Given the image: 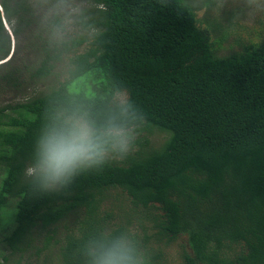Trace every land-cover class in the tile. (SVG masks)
<instances>
[{"label":"trees","instance_id":"16d2710c","mask_svg":"<svg viewBox=\"0 0 264 264\" xmlns=\"http://www.w3.org/2000/svg\"><path fill=\"white\" fill-rule=\"evenodd\" d=\"M32 2L0 0V264H91L119 237L142 264H264V30L218 55L223 33L185 0H88L49 18ZM3 18L25 35L11 53ZM73 115L134 150L113 161L109 141L111 160L42 192L27 169Z\"/></svg>","mask_w":264,"mask_h":264},{"label":"clouds","instance_id":"9594fccd","mask_svg":"<svg viewBox=\"0 0 264 264\" xmlns=\"http://www.w3.org/2000/svg\"><path fill=\"white\" fill-rule=\"evenodd\" d=\"M104 137V138H102ZM112 141V151L125 160L130 150L129 134L122 129H109L98 134L83 117L68 116L62 126L53 128L41 142V156L36 169L28 168L27 175L37 172L42 192L56 194L73 184L81 172L104 165L112 157L106 145ZM91 264H142L130 241L119 237L101 243L90 251Z\"/></svg>","mask_w":264,"mask_h":264},{"label":"rangeland","instance_id":"374dc122","mask_svg":"<svg viewBox=\"0 0 264 264\" xmlns=\"http://www.w3.org/2000/svg\"><path fill=\"white\" fill-rule=\"evenodd\" d=\"M36 5L32 2L31 9L38 14L48 15V18L58 11L74 13L88 5V0H74L72 4L66 3H43ZM185 2L194 9L201 26H208L214 23L215 29H212V39H216L223 33L220 44H216V53L218 55L229 54L234 50H239L240 45L250 39L257 40L258 36L264 30V0H185ZM3 27L9 36V53L16 51L17 47L23 43L24 34H14L13 27L4 18ZM71 26H69L70 28ZM33 28V27H32ZM36 28V27H34ZM46 32H44V35ZM262 34V33H261ZM49 35V34H48ZM47 37V36H46ZM28 39L26 40L27 44ZM24 45V43L22 44ZM36 51L28 50L24 53L22 60L25 62L34 61ZM5 60V59H4ZM19 60V61H20ZM3 61V60H2ZM1 62V61H0ZM63 68V65H59ZM8 97L0 93V104L5 102ZM162 134L156 133L152 137V142L158 144L162 140ZM1 217L7 218L2 211ZM2 234L0 232V240ZM171 248L169 249V251ZM6 251L2 242H0V253ZM52 257L56 255V250H52ZM4 253V252H3ZM1 257V255H0Z\"/></svg>","mask_w":264,"mask_h":264}]
</instances>
